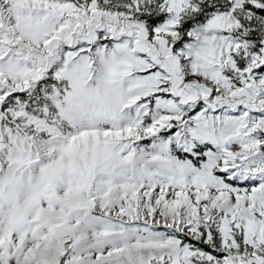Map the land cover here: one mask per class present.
<instances>
[{
    "label": "snow or ice",
    "instance_id": "obj_1",
    "mask_svg": "<svg viewBox=\"0 0 264 264\" xmlns=\"http://www.w3.org/2000/svg\"><path fill=\"white\" fill-rule=\"evenodd\" d=\"M0 264H264V0H0Z\"/></svg>",
    "mask_w": 264,
    "mask_h": 264
}]
</instances>
